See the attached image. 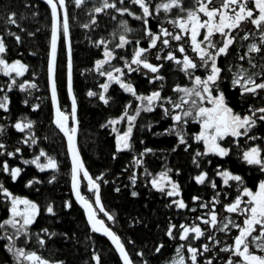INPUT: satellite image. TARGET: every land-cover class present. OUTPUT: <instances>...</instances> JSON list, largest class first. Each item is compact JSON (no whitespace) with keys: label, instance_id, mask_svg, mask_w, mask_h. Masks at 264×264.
<instances>
[{"label":"snow or ice","instance_id":"obj_1","mask_svg":"<svg viewBox=\"0 0 264 264\" xmlns=\"http://www.w3.org/2000/svg\"><path fill=\"white\" fill-rule=\"evenodd\" d=\"M46 4L50 9L46 86L53 106L49 123L66 138L71 191L90 230L110 239L122 264H136L137 256L141 264H150L144 248L130 250L129 243L135 245V241L122 237L108 223H116L117 213L105 205L102 196V186L110 183L107 170L93 173L82 154L73 76L72 7L85 12L80 27L95 33V38L91 34L86 38L100 53L83 69L96 79L87 96L106 106L115 102L110 92L114 86L128 96L119 114L100 127L116 134L113 159L125 150L135 153L124 169H132L128 177L131 196H140L136 187L143 184L168 198L165 207L181 215L179 222L169 217L164 227L165 235L175 242L166 264H264V0H72L71 5L69 0H46ZM130 20L138 22V27ZM5 21L8 27L0 31V74L6 77L0 83V110L11 113L14 90L25 94L24 105L39 110L41 98L36 97L37 102L29 98L39 88L40 73L31 70L22 53L13 57L9 42L11 38L12 43L23 45L25 34L35 37L37 32H29L15 10L7 11ZM62 46L70 107L61 104ZM135 76L147 81L145 90ZM149 115L159 118L146 119ZM142 118L146 119L143 125ZM2 119L0 156L5 158L0 161V175L7 174V179H0V206L5 210L0 217V241L8 254L3 264H66L64 259L44 254L57 232L38 226L43 213L57 215L55 201L42 206L8 183L20 180L25 171L8 158L34 165L39 173L51 170L47 180L39 174L26 180L25 188L37 193L45 183L57 181L60 160L43 146L49 137L40 135L38 120L25 114L15 118L4 115ZM162 120H167L168 126L155 131ZM141 127L155 136L174 138L171 153L180 150L188 154L189 178L207 195L185 198L179 179L184 172L181 166L167 160L158 171L149 166L147 158L157 150L142 139V149L135 147V131ZM12 130L19 139L10 145ZM24 146L33 149L29 158L23 155ZM233 154L259 171L260 178L250 183L252 177L246 179L220 162ZM115 191L120 192L121 187L116 186ZM64 206L72 208L73 201H65ZM136 223L133 219L132 224ZM164 247L160 240L154 244V252L161 253ZM91 262L103 264L99 251L91 252Z\"/></svg>","mask_w":264,"mask_h":264},{"label":"trees","instance_id":"obj_2","mask_svg":"<svg viewBox=\"0 0 264 264\" xmlns=\"http://www.w3.org/2000/svg\"><path fill=\"white\" fill-rule=\"evenodd\" d=\"M29 3L32 5L31 8L28 7ZM69 3L71 5L72 0H69ZM9 9L18 12L22 18L21 22L23 26L29 32H37L35 37L25 34L23 45L12 43L11 38H9V42L11 43L12 56L15 57L22 53V58L25 61L28 60L32 66L31 70L40 73L37 78L39 88L35 90L32 99L34 100L33 102H37L35 98H41V109L32 111L30 106H24L22 101L25 98V94L15 92L12 94L13 104L11 113H2L1 117L11 115L15 118L21 114H25L32 119L38 120L37 127L40 129V135L49 137L48 140L44 141L43 146L48 148L52 154L58 156L62 168L59 173H56L57 181L53 184L45 183L41 186V191L37 193L33 189L25 188L26 180L37 174L42 179L47 180L48 176L52 173H39L34 165H24L22 160L8 158L13 165L19 164L25 169L20 180L15 183L8 180V183L14 191L37 199L42 206L46 205L49 201H55L57 215L52 217L47 213H43L39 218L38 226H49L57 232V236L51 238L48 248L44 253L45 255L64 259L66 264H92L91 252L96 250L101 253L103 264H122L111 245L105 239L92 233L87 226L84 214L75 202L71 191L69 161L65 156L66 140L49 123L53 107L50 92L46 86L45 61L46 45L49 39L48 34L50 33V28L47 27L50 23V9L38 0H0V31H6L8 27L5 16ZM36 12L39 13V16L32 15V13ZM71 15L74 88L77 93L78 116L81 121L79 141L82 154L90 170L95 174L107 170V179L110 183L102 186V196L105 205L117 213L116 223L114 225L109 221L108 223L122 237L135 241V245L129 243L130 250L135 249V251H138L140 248H144L146 250V258L149 259L150 264H166V261L174 253L175 242L165 235L164 227L169 217H174L176 222H179L181 215L177 214L176 209L165 207L168 203V198L162 197L158 192L150 190L143 186V184H138L136 187V190L140 192V196H131L132 188L128 177L132 169L128 171H124V169L128 168L131 163V157L135 153L125 150L116 159H113L112 152L115 151V134L110 128L100 127L109 117L119 114L128 96L127 94H123L118 86H114L110 90L111 95L115 98V102L107 106L98 99L87 96V90L95 86L96 79L90 73H83V69L90 67L100 53L86 38L90 34L95 38V33H88L87 30L80 27V23L86 19L85 12L72 7ZM24 17H27V19H23ZM77 17H79V20ZM130 23L134 27H138V22L135 20H130ZM13 30H16L15 27H13ZM108 30L110 31L111 29L109 28ZM59 63L61 104L64 107H70V100L66 90V52L63 46L59 55ZM133 79L136 80L142 89V77L135 76ZM233 99L234 101L238 100L235 96H233ZM140 124L142 125V119ZM152 135V132L149 133L147 130L142 133V127L135 131V136L137 137L135 147L137 149H142V144L140 143L142 139L147 146L153 147L160 152L157 158L155 156L152 160L154 161V165H150V161L148 160L149 166L153 170H156L160 166L162 159L170 158V165H179L184 169L179 179L185 189V198L190 199L191 195L197 193L207 195L204 188L196 185L189 178L192 167L188 154L180 150H178L177 154L171 153L170 149L174 146L173 139L161 135ZM18 139V134L15 130H12L9 137L10 145L15 144ZM32 152L33 149L31 147L24 146L23 155L25 158H29ZM4 158L0 156V161ZM222 163L236 171H240L245 175L246 179L252 177L253 179L250 180V183H254L259 177V174L246 168L241 161L235 159L234 155H231L230 158ZM0 179H7V174L0 175ZM116 186L121 187V191L118 193L115 191ZM69 199L73 201V206L70 209L64 206V202ZM4 215L5 210L3 206H0V217ZM184 215L191 214L185 212ZM133 219H137L136 224H132ZM65 232L68 233L67 237L63 235ZM160 240L164 241L165 247L161 253H155L154 244ZM3 243V241H0V264H3V261L8 258V254L2 246ZM135 251L133 252L134 255ZM136 264H141V258L138 256L136 257Z\"/></svg>","mask_w":264,"mask_h":264},{"label":"flooded vegetation","instance_id":"obj_3","mask_svg":"<svg viewBox=\"0 0 264 264\" xmlns=\"http://www.w3.org/2000/svg\"><path fill=\"white\" fill-rule=\"evenodd\" d=\"M25 62H27V63H29V61L28 60H26ZM226 62V61H225ZM176 77H172L171 79H175ZM6 79V77H4L3 76V74H0V83H3V81ZM171 81V80H170ZM148 86H147V81L145 80V79H143L142 78V90H145L146 88H147ZM15 92H18V93H20L18 90H14L12 93H11V95L13 94V93H15ZM22 93V92H21ZM70 100V99H69ZM31 102H33L34 100L32 99V100H30ZM24 106H26V105H24ZM32 110V109H31ZM33 111V110H32ZM2 113H4L3 112V110H0V122H3V120H2V117H1V115H2ZM153 118H159L158 116H156V117H152L151 115H149V116H147V118L146 119H153ZM146 119H144V118H142V125L144 124V123H146ZM168 126V122H167V120H162L161 121V124L159 125V126H156L155 128H154V130L155 131H160L163 127H167ZM147 129H144L143 127H142V133L144 132V131H146ZM193 131L195 130V128H193L192 129ZM148 131V130H147ZM149 133H151L150 131H148ZM152 136H155V135H152ZM161 136H165V135H161ZM165 137H167V138H170L168 135H166ZM142 138H143V136H142ZM171 139H173L174 140V138H171ZM174 143H175V141H174ZM144 145H142V147H143ZM160 152L159 151H156V153H155V155H152V154H149V156H148V160L150 161V165H154L153 163H154V161H152L154 158H155V156H156V158H157V155L159 154ZM234 155V158L235 159H238L239 161H241L235 154H233ZM228 158H225L224 160H222V161H220V162H224V161H226ZM157 160V159H156ZM164 160H169L170 161V158H166V159H162V162L160 163V166H162V164L165 162ZM241 163H242V161H241ZM245 165V167L246 168H249V169H251L252 171H254L255 173H257V174H259V177L258 178H260V173H259V171H256V170H254V169H252V168H250L248 165H246V164H244ZM160 166L156 169V170H159V168H160ZM226 166V165H225ZM213 167H214V165H213ZM228 167V166H227ZM257 178V179H258ZM197 185V184H196ZM199 186V185H198Z\"/></svg>","mask_w":264,"mask_h":264},{"label":"water","instance_id":"obj_4","mask_svg":"<svg viewBox=\"0 0 264 264\" xmlns=\"http://www.w3.org/2000/svg\"><path fill=\"white\" fill-rule=\"evenodd\" d=\"M39 2H41V3H43V4H45V5H47L46 4V0H38ZM49 92H50V90H49ZM69 99H70V97H69ZM70 103H71V100H70ZM53 107V106H52ZM77 114H78V110H77ZM65 140H66V138H65ZM49 172H51V170H49L48 171V173ZM72 194H73V197H74V200H75V202L77 203V205H78V207L81 209V211L83 212V214H84V211H83V208H82V206L76 201V198H75V195H74V193L72 192ZM84 217H85V215H84ZM85 220H86V217H85ZM89 227V226H88ZM90 228V227H89ZM92 233H94L95 235H97L98 237H101V238H103V239H105L110 245H111V247L114 249V246L111 244V241H110V239L108 238V237H106L104 234H102V233H95V232H92ZM116 252V251H115ZM116 254L118 255V253L116 252ZM119 257V256H118ZM122 263V262H121Z\"/></svg>","mask_w":264,"mask_h":264},{"label":"rangeland","instance_id":"obj_5","mask_svg":"<svg viewBox=\"0 0 264 264\" xmlns=\"http://www.w3.org/2000/svg\"><path fill=\"white\" fill-rule=\"evenodd\" d=\"M30 100H32V98H29ZM118 127H121V126H118ZM114 133V132H113ZM115 134V133H114ZM116 135V134H115ZM166 136V135H165ZM170 138H173L172 136H169ZM171 160V159H170ZM168 161V163H170V161L169 160H167ZM109 222H111V221H109Z\"/></svg>","mask_w":264,"mask_h":264}]
</instances>
